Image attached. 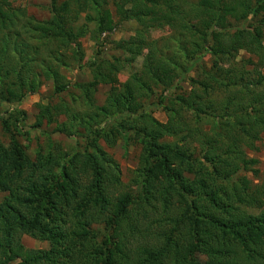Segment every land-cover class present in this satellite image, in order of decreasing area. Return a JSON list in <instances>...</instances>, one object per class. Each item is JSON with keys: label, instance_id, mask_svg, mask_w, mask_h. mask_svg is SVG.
Instances as JSON below:
<instances>
[{"label": "trees", "instance_id": "trees-1", "mask_svg": "<svg viewBox=\"0 0 264 264\" xmlns=\"http://www.w3.org/2000/svg\"><path fill=\"white\" fill-rule=\"evenodd\" d=\"M11 1L0 0L1 100L18 105L47 81L68 91L60 68L83 60L82 39L99 47L124 21L141 30L114 42L128 62L144 58L141 74L119 89L121 60L97 51L93 80L79 86L80 111L39 104L35 127L55 124L51 132L76 138L84 129L83 150L67 152L46 132L48 150L32 157L18 138L26 112L16 106L2 117L10 142L0 141V264H264V182L246 176L260 174L248 153L264 134V0H51L43 21ZM164 26L180 27L164 46L145 39ZM242 50L251 57L238 60ZM197 69L201 79L191 76ZM184 81L193 84L188 94L159 99L168 115L159 122L144 98ZM103 84L112 88L98 104ZM122 131L141 145L126 187L100 144L114 145ZM23 235L49 248H27Z\"/></svg>", "mask_w": 264, "mask_h": 264}, {"label": "rangeland", "instance_id": "rangeland-1", "mask_svg": "<svg viewBox=\"0 0 264 264\" xmlns=\"http://www.w3.org/2000/svg\"><path fill=\"white\" fill-rule=\"evenodd\" d=\"M59 3L63 0H57ZM13 6L21 8L26 11L29 16H32L36 20H47L52 14V2L51 0H13L11 1ZM255 20V19H254ZM141 27L135 21H124L113 33L104 36L99 41L101 44L97 47V42L93 41L90 36H86L82 39L83 49V60L75 62L69 60L63 67L60 68L61 72L66 76L67 81L70 83L68 91L58 94L54 90V84L52 81H47L38 90L37 93L29 95L22 103L17 105V101H7L0 99V141L7 145L10 142V134L7 133L2 125V117L7 116V111L12 110L16 106L26 112V134L19 136V140L25 149L28 151L30 156H35L36 151L42 147L44 150H48V136L50 135L51 140L61 145L67 152H73L75 150H83L86 145V140L82 136L87 134V131L81 129L79 138L68 137L62 133L51 132L56 127L55 124L48 125L44 123L40 128L35 127L37 121V115L40 110L39 104L56 105L65 101L70 106H75L77 111H80L84 106L81 101V95L83 90L79 87L80 85L87 84L93 80L91 64L93 63L97 51L100 52L99 58L104 60L114 61V58H119L122 63V70L114 75L115 86L119 89L127 82L131 75H140L142 69V63L144 55L139 56L132 62H128L126 59L129 53L122 49L118 44V41H124L132 36L137 35V30ZM180 27L170 28L164 27H153L149 29V32L145 35L147 41H156V45L164 46L171 37L176 36ZM118 44H116V42ZM178 48V47H177ZM170 51L173 53H170ZM166 50L165 52L170 55H174L177 61H184V54L182 52H173L172 50ZM146 52V51H145ZM177 55H176V54ZM251 55L248 51L242 50L238 53V60H245L250 58ZM205 68L209 69L211 66V58L207 56L204 58ZM197 73L191 74V76L202 78L203 71L197 69ZM190 75H188L189 80ZM2 84V83H1ZM0 84V86H1ZM1 88V87H0ZM111 85H100L95 94V98L98 104H104L105 100L111 90ZM193 89V84L190 81L180 82L175 89L166 90L162 86H153L149 94L144 98V101L149 104V112L159 122H166L168 119L167 110L159 104L161 96H166L168 100L176 99L177 94L185 93L188 94ZM1 90V89H0ZM148 93V92H147ZM222 94L218 92L217 95ZM189 117L192 115V110L187 114ZM65 120L63 116L61 118ZM109 121V118L103 120V123ZM126 131V129H125ZM125 131L121 132L120 137L117 139L114 145L109 144L106 140L100 142L101 146L112 156L113 159L118 163L121 172L122 182L124 187L130 184L131 179L134 177V172L139 165V156L141 153V145L139 142L130 137L128 132L126 135ZM46 132H50L47 135ZM258 151H249V155L259 160L257 165L260 170L259 176H255L252 172H247L246 176L251 179L254 183L264 182V134L257 141ZM6 196L5 193H0V202ZM96 229H102V226L95 225ZM23 244L30 249H48L49 243L47 241H41L33 238L30 235H23ZM202 261H206V258L201 257Z\"/></svg>", "mask_w": 264, "mask_h": 264}]
</instances>
